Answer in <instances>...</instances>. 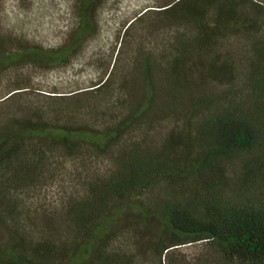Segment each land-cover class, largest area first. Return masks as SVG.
Masks as SVG:
<instances>
[{
    "label": "trees",
    "instance_id": "16d2710c",
    "mask_svg": "<svg viewBox=\"0 0 264 264\" xmlns=\"http://www.w3.org/2000/svg\"><path fill=\"white\" fill-rule=\"evenodd\" d=\"M103 1L74 0L75 21L58 47L0 32V74L66 66L98 32ZM155 7L180 30L160 73L150 55L139 61V88L133 72L127 87L123 72L118 100L126 108L116 118L0 124V226L8 235L0 264H264V4L163 0ZM229 37L244 38L251 52L241 88L233 86L232 57L218 54ZM113 69L78 90H101ZM94 158L108 165L84 170ZM67 160L82 167V187L62 198L57 215L42 214L31 200L49 168Z\"/></svg>",
    "mask_w": 264,
    "mask_h": 264
},
{
    "label": "rangeland",
    "instance_id": "374dc122",
    "mask_svg": "<svg viewBox=\"0 0 264 264\" xmlns=\"http://www.w3.org/2000/svg\"><path fill=\"white\" fill-rule=\"evenodd\" d=\"M162 1L104 0L98 14V32L86 41L83 49L66 66L43 69L30 67L35 66L30 64L22 65L27 67L16 70L8 69L0 74V124L12 117L43 118L52 122L88 125L107 123L116 118L126 108L118 100L123 72L127 87L134 83L135 77L139 88L142 82L139 61L145 59V56H152L154 65L158 67L157 73H160L166 59V50L168 58L170 57L169 47L180 26L152 10L157 9L155 6ZM259 1L264 4V0ZM73 2L74 0H0V32L22 37L46 49L58 47L64 42L67 30L75 21ZM149 8L151 10L141 20H135L123 34L128 23ZM120 43L118 61L112 63ZM218 49V54L228 55L234 60L233 86L241 88L247 78L251 58L246 41L242 37L225 38L219 43ZM110 65L114 66V71L105 87L81 92L105 78ZM132 72L134 77H131ZM17 80L21 81L23 89L12 98L3 100L5 97L2 96L15 82H19ZM216 87L220 90L225 86ZM120 110L123 111L119 112ZM164 123L168 128L171 126L170 121ZM161 129L163 128H158L154 133V139L161 137ZM89 164L90 169L86 164L84 170L90 172L95 168L104 170L108 165L105 158L95 159ZM80 168L82 167L74 166L69 160L50 167L49 177L43 180L35 192L31 206L37 207L42 214L57 215L62 198L82 187V178L76 175V170ZM228 173L235 177L237 166H230ZM7 239L6 231L0 226V241Z\"/></svg>",
    "mask_w": 264,
    "mask_h": 264
}]
</instances>
